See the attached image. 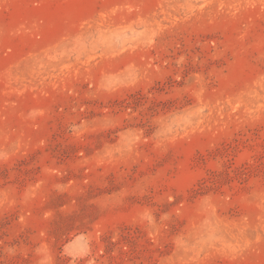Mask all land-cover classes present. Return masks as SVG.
Instances as JSON below:
<instances>
[{
  "label": "rangeland",
  "instance_id": "374dc122",
  "mask_svg": "<svg viewBox=\"0 0 264 264\" xmlns=\"http://www.w3.org/2000/svg\"><path fill=\"white\" fill-rule=\"evenodd\" d=\"M0 264H264V0H0Z\"/></svg>",
  "mask_w": 264,
  "mask_h": 264
}]
</instances>
